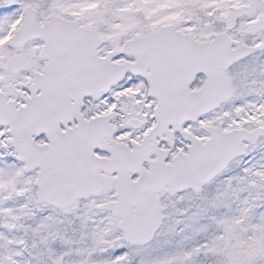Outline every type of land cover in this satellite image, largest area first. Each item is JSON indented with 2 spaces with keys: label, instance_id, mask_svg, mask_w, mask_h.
Here are the masks:
<instances>
[{
  "label": "snow or ice",
  "instance_id": "snow-or-ice-1",
  "mask_svg": "<svg viewBox=\"0 0 264 264\" xmlns=\"http://www.w3.org/2000/svg\"><path fill=\"white\" fill-rule=\"evenodd\" d=\"M0 264H264V0H0Z\"/></svg>",
  "mask_w": 264,
  "mask_h": 264
}]
</instances>
